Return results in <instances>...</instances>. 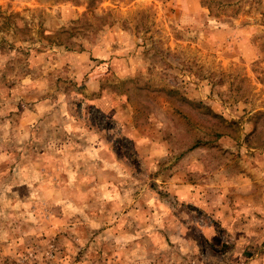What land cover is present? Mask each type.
Masks as SVG:
<instances>
[{"label": "rangeland", "instance_id": "rangeland-1", "mask_svg": "<svg viewBox=\"0 0 264 264\" xmlns=\"http://www.w3.org/2000/svg\"><path fill=\"white\" fill-rule=\"evenodd\" d=\"M264 0H0V264H264Z\"/></svg>", "mask_w": 264, "mask_h": 264}, {"label": "crops", "instance_id": "crops-1", "mask_svg": "<svg viewBox=\"0 0 264 264\" xmlns=\"http://www.w3.org/2000/svg\"><path fill=\"white\" fill-rule=\"evenodd\" d=\"M261 219L264 221V218L261 217Z\"/></svg>", "mask_w": 264, "mask_h": 264}]
</instances>
